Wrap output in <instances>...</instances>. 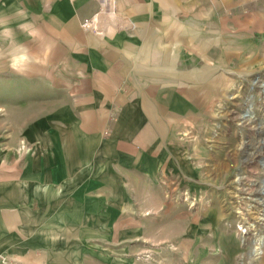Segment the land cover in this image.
Segmentation results:
<instances>
[{
  "label": "crops",
  "instance_id": "1",
  "mask_svg": "<svg viewBox=\"0 0 264 264\" xmlns=\"http://www.w3.org/2000/svg\"><path fill=\"white\" fill-rule=\"evenodd\" d=\"M263 68L264 0H0V264H237Z\"/></svg>",
  "mask_w": 264,
  "mask_h": 264
},
{
  "label": "rangeland",
  "instance_id": "2",
  "mask_svg": "<svg viewBox=\"0 0 264 264\" xmlns=\"http://www.w3.org/2000/svg\"><path fill=\"white\" fill-rule=\"evenodd\" d=\"M238 87V93L232 95V100L238 96L232 119L241 150L240 157L230 163L226 184L241 242L237 264H264V245L259 260L253 259V249L264 237V68ZM221 130L216 122L213 136L207 137L210 144L217 143ZM167 255V264H177L174 258L179 254Z\"/></svg>",
  "mask_w": 264,
  "mask_h": 264
},
{
  "label": "bare ground",
  "instance_id": "3",
  "mask_svg": "<svg viewBox=\"0 0 264 264\" xmlns=\"http://www.w3.org/2000/svg\"><path fill=\"white\" fill-rule=\"evenodd\" d=\"M263 189H264V186H263ZM263 245H264V237L262 236L259 242H257L256 246L253 249V254H254L253 259L259 260V258L262 256Z\"/></svg>",
  "mask_w": 264,
  "mask_h": 264
},
{
  "label": "built area",
  "instance_id": "4",
  "mask_svg": "<svg viewBox=\"0 0 264 264\" xmlns=\"http://www.w3.org/2000/svg\"><path fill=\"white\" fill-rule=\"evenodd\" d=\"M90 22H91V19H89V18L85 19L84 22H83V26L84 27L89 26ZM243 231H245V230H243Z\"/></svg>",
  "mask_w": 264,
  "mask_h": 264
}]
</instances>
